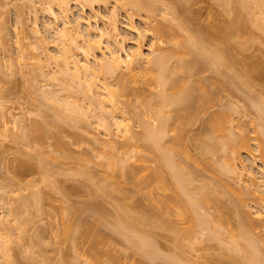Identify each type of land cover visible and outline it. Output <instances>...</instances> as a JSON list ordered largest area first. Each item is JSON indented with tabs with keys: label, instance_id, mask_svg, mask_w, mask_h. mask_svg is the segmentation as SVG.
I'll list each match as a JSON object with an SVG mask.
<instances>
[{
	"label": "rangeland",
	"instance_id": "374dc122",
	"mask_svg": "<svg viewBox=\"0 0 264 264\" xmlns=\"http://www.w3.org/2000/svg\"><path fill=\"white\" fill-rule=\"evenodd\" d=\"M61 1L0 0V227L3 225L0 228V246H2V248L0 247V264H6L9 258L13 264H75L76 261H78L76 262L77 264H87L85 261L90 259L91 256L93 257V255L88 257L92 251L90 249H88L90 252L87 249L84 250L85 246L89 245V240H93V237L90 239V236L92 234L98 235L99 232L101 233L98 236L104 237L105 241V237L108 236L107 241H104L109 246L107 253L102 254L105 251H102L101 254L99 253L100 258L101 255L103 256V262L105 259L108 261L105 260L106 264H174V261L178 264H253L255 262L249 259L250 255L246 254L247 252L242 249L248 248V242L258 248L255 247L257 251L253 250L255 254H258H256L258 258H256L257 262L255 264L258 263V259L261 260L260 263L264 264V200H261V198L264 199V119L262 118L264 115L258 112L261 115L259 117L256 113L257 109L253 108V105L251 106L253 100L258 97L259 90L264 91V78L261 80L258 76L259 79L255 78V76L254 79H251L250 85L252 86L253 84V86L248 85L246 89L243 88L245 86L242 84L243 79L246 77L248 79L251 78V75H255L256 71L259 70V66L264 64V27L260 26L261 14L264 11L261 8H264V6L259 8L261 5L257 7V5L249 2V4L245 3L247 6L245 5L243 8L236 6L238 10L232 7L235 5L231 3L233 0H140L145 4L147 3V6L140 7L142 8L140 9L124 4L123 0L100 1L91 6L89 4L83 5L79 0H69L68 4L64 6L60 4ZM252 5L256 8L254 6L253 8ZM49 6L58 14L57 18L47 12V8H50ZM245 7L248 8L246 9ZM181 8L184 10H182L183 14L180 12ZM175 11L178 19L174 17L176 15L174 14ZM113 16L119 27V45L122 46L121 53L123 56L125 55L124 49L128 53L139 52L140 55L138 61H136L137 63L132 64L134 67L133 77H130L126 70V78L128 81L130 80L127 88L121 90L120 86L117 85L118 79L114 81L117 78L116 76V78L109 77V79L106 77L104 79L112 90H115L116 87L120 88L121 94L116 91V109H112L110 103L105 101L102 102V107L99 110L97 109L98 103L94 102V97L97 95L99 98L105 99L103 91L101 92L103 89H99L101 86L96 87L94 85V88H90L91 91H87L89 88L86 87L89 83H91L92 87L93 80V78H89V75L85 76L86 79L84 77V80L87 81H84V83L83 78L77 80L63 75L59 71V68L63 65V54L61 53L65 55L75 53L78 63H85L86 55L81 50V47L83 48L85 44L82 35L87 26L86 22L89 21L94 26L97 25L108 30ZM246 19L248 22H246ZM180 20L189 26L207 28L206 30L211 32L209 38L213 37L208 42L211 47H213V44H218L220 46L217 47L216 45V47L220 49L222 45V52L225 58L227 55L228 59L226 58V60L229 63L226 61L228 66H223L222 68L224 69L225 67V69L222 70L221 68L220 71L224 73L229 81L227 78L224 81V75H221L223 80L220 78L219 73L221 72L218 75L216 71L215 75V71L201 62L200 58L197 61L198 64L194 63L196 61L192 58L194 57L192 53L190 55L188 50L187 54L185 47L183 46L184 49L182 47V44H184L182 43L184 39L183 41L181 39L184 38L183 31L178 32L180 30L178 28V31H176L177 25L175 24H178ZM244 20H246V24ZM66 21L73 27L70 31V36L72 35L71 38L73 37L71 41L67 37L63 40L60 39L56 32L67 25ZM161 22L171 23V26L172 24L176 26H173L175 29L173 32L176 35L173 34L180 39L178 37L175 39L174 35H172V39L170 35L166 37H170L171 43L167 42L169 39L164 36L160 40L159 35L150 27ZM236 22L237 24L241 23V25L238 26ZM129 25L139 26L140 34L142 35L129 30L127 27ZM193 26L192 28L190 27L192 30L194 29ZM222 28L224 29L222 30ZM140 30L138 29V31ZM175 40L178 41V45L174 44ZM180 40L181 44L179 43ZM154 41L157 43L153 45L152 42ZM97 43L93 49L90 48L91 50H88L91 56L92 53L98 55L102 52L100 47L107 43L106 37L103 38L101 43H98V46H96ZM67 47L71 51L63 52ZM84 47L88 48L86 44ZM167 50L174 53L168 64L175 71L180 69L176 71L177 73L170 74L167 78L168 81L172 79L177 83L179 82L177 84L179 86L176 85L177 88L182 86L180 80L186 82L191 79L192 83H196V81L198 82V80L202 79L199 77H204L205 75L211 77L207 80L213 81L212 90L210 89L212 91H210L212 93H210V96L212 95L213 98L211 97L210 99L207 95L206 99L210 100L204 104L203 109L199 107L201 108V110L199 109L200 111L197 110V112L196 109L194 112L191 111L192 114L194 113V117H192L193 120L190 118V123L184 124V132L179 130L181 128H178L175 121L171 122L170 125L173 124V128L170 125L167 127V135L162 144L163 146H173L172 144H174L173 148L176 147L174 149L176 150L174 152L175 163L182 170L189 173L187 183L189 185L185 189L186 194H181L179 186L172 184L170 178L171 169L169 170L168 166H161L162 164L157 162V152L150 151L147 146L148 143H145L148 141L141 137V133L147 124H156L155 106L157 101L152 100L154 97L152 98L151 96L153 95L151 94H156L155 92L160 90V86L157 84L156 71H154L155 73L153 70L151 71L154 67L151 68L152 64L147 63L143 58L150 57V55L158 52H167ZM60 55H62V58ZM91 56L90 58H92ZM59 59L62 60L59 61ZM176 59H183L187 63H191V60L194 59L193 65L195 64V67L192 65V72L186 74L188 68L182 67L184 71L180 67L177 68ZM183 60L180 61L183 62ZM58 65L59 68H57ZM56 69L59 73L56 72ZM52 72L56 75L54 76ZM188 75L190 76L188 77ZM177 78L180 80L178 81ZM215 78L218 79L216 80V85L214 84ZM225 82L226 84H224ZM221 83L226 87L221 86ZM197 91L196 89V93L194 92L193 94L195 96V104L200 98L206 100L205 95H202L203 93L198 94L199 91ZM97 92L102 94L98 95L99 93ZM255 93L258 94L255 95ZM51 94H54L53 97ZM249 98H251V104L248 101ZM245 103H249L246 105L252 108L249 106L248 108ZM99 105L101 106L100 103ZM171 106L166 108L165 113L174 115L175 110L180 107L175 106L177 107L175 109V107ZM59 112L62 113L59 115ZM101 113L102 116L100 115ZM220 113L228 115V117H223L225 118L223 120L225 122L221 123L223 130L220 129L219 132V129L216 130L217 128L215 127V129L212 124H209L211 123L209 121L214 118V115L217 116ZM62 118L65 119H63V122ZM113 120L122 122V127L126 124L125 128L129 129V132L124 134L122 128L118 129L112 124ZM41 121H43L44 125H42ZM35 122L37 126L41 122L40 126L42 128L49 124V127L47 126L49 129H43L46 130L44 132V134L47 133L46 135L42 131L41 135H43H40V131L35 129L39 128ZM103 124L104 127L102 126ZM107 125L109 126L107 127ZM35 130L38 134H36ZM48 130L49 132H47ZM179 131L184 136L181 137ZM32 132L35 133L33 134ZM139 132L141 136H137ZM176 133H180V138L184 140L180 139L179 142L176 141L175 143L176 139L174 136L177 135ZM224 133H226V136ZM53 135L56 137L55 139ZM72 136H74L73 139L81 138L74 139L73 143ZM244 136L248 138V153H245V150L240 148V141L242 140L241 138H245ZM219 139L220 141L224 140L222 141L223 143L218 141ZM179 143L182 144L180 145ZM220 144L224 145V148ZM224 150L227 151L225 152ZM113 154L116 156L113 157ZM229 155L232 157L230 158ZM112 157L114 159L118 157L124 159L121 160L119 158L121 161L115 159L121 162L122 167L120 164L116 165L118 161H115ZM140 157L144 159L141 160ZM244 159L247 162L243 161L246 163V169L251 171L252 175L244 171V168L241 169L240 164ZM114 164L116 165L115 167ZM230 165L231 167H229ZM110 166L113 167V170L111 169L112 167L109 168ZM222 167H226L224 171L221 170L223 169ZM232 169L234 170L232 171ZM132 170L134 171L133 173L130 172ZM151 170H154L155 177L159 171L162 173L163 181L167 186L166 188H168L164 189V191L158 188V192L155 188L152 190L161 195L163 199L170 202L173 201L171 203L172 206L175 200L173 196L179 197L178 199L176 198L179 203L188 198L198 201L200 197L199 200H202L201 202L203 203L200 202L197 211L203 215V218L204 216L206 218L204 221L205 225L201 224L209 227L205 228L201 224L200 226L197 225L198 222H194L193 216L197 214L193 215L189 212V215L188 211H186L184 216L185 209L183 208L185 206L183 207V204L179 205L178 202L177 204L180 208L181 206L183 207L180 209L183 214H180L177 208L172 206H168V208L160 205V209L164 211L165 215L163 220H161L160 215L157 217L158 211L153 207L150 200V197L154 196L155 192H149L148 186L145 184L139 185L133 181V177H136L139 172V175L146 174L147 178H151V181L157 180L158 183L160 178L156 177L158 179H155L154 177L153 179L152 172V175L150 174ZM217 170L218 172L216 173ZM221 174L225 176L222 177ZM216 176H220L219 179L222 178V180L220 179V181ZM45 180L46 182L48 180L49 183H45ZM134 183L138 184V186ZM104 185L106 187H103ZM152 185L156 184H151L150 186ZM49 186L52 187L49 188ZM105 188H107L108 192ZM110 189H112L111 192L109 191ZM37 190L39 191L37 193L41 194L39 196H42V199L37 197L38 194L33 193ZM44 191H47L48 195H45L47 193ZM205 191L206 194L204 193ZM160 192H163V194ZM176 192H178L179 196H177ZM207 192L213 193L211 195ZM175 193L176 195H173ZM34 195L35 200L33 199ZM43 196L46 198L44 199ZM201 196L205 198H201ZM237 196L240 197L238 198ZM37 198L38 205H34L36 203L34 201ZM204 199L205 201H203ZM28 200L34 201L32 203ZM122 201L124 207H127V213L131 214L133 224V229H131L135 233L139 231L137 237H140L139 235L141 234L145 241L147 240L148 242L149 239L148 243H150L151 239L153 244L145 243L155 250L158 249L161 254H158L157 251L155 252L157 256H160L144 259V254H142L143 256L139 254L141 251H134L135 248L133 249L130 239L126 238L124 240L122 238H125V236L121 234V229L118 227L120 223L117 222L122 217L119 215L122 210H118L120 208L125 209L120 207L121 205L123 206L121 204ZM15 207L19 208L16 209ZM60 208L68 211L62 212ZM15 210H20L21 212ZM62 213H66L64 218H61L63 216ZM68 213L69 215L72 214V216H69ZM116 214L121 217L119 218ZM142 216L144 219L141 218ZM66 217L68 219L72 218L68 220ZM145 218H147V222L144 221ZM139 219L142 221L140 222ZM209 220L211 223H209ZM66 221L74 222H71V231H68L70 239L66 236L67 240L65 235L61 237V234H63L61 230L63 231L62 227ZM61 224L62 226H60ZM75 225L77 228H75ZM59 227L60 229H58ZM72 228L76 230L75 236L79 235L78 230H84L80 234L85 233L88 237L85 235L83 239L87 240L81 239L84 234L79 235L74 240V229ZM4 232L7 236L4 235ZM53 232H55L54 235ZM214 232L218 233L215 235ZM7 237L9 239H6ZM79 239L84 241V243ZM4 240L6 244H2ZM77 241L78 246L76 247L78 249L76 248V252L73 247L77 245ZM238 243L242 245V248H240L241 246ZM2 249L8 254L7 257H3L1 254L3 252L1 251ZM78 250H81V252ZM75 252L76 254H74ZM79 252L81 255H79ZM109 252L113 254V256L111 255V260L104 256H107ZM110 254L108 257H110ZM165 256L170 258L166 259ZM62 257L66 259L64 260ZM92 259L94 261V258ZM150 260L153 262H150ZM67 261L70 262L68 263ZM90 261L92 260L90 259ZM99 261L102 262L101 260ZM99 261L95 264H98ZM87 262L89 263V260ZM103 262L102 264H105Z\"/></svg>",
	"mask_w": 264,
	"mask_h": 264
},
{
	"label": "bare ground",
	"instance_id": "6f19581e",
	"mask_svg": "<svg viewBox=\"0 0 264 264\" xmlns=\"http://www.w3.org/2000/svg\"><path fill=\"white\" fill-rule=\"evenodd\" d=\"M68 1L69 0H62L61 2H60V4L61 5H67L68 4ZM79 1H81L82 2V4L84 5V4H89L90 6L91 5H93L94 3H96V2H100V1H106V0H79ZM124 2V4H128V5H132L133 7L135 6V7H137V8H140V7H145V6H147L144 2H141L140 0H123ZM230 1H232V0H230ZM81 2H79L80 4H81ZM249 2H251V4H254V5H257V7H259L258 5H261L259 8H261V7H263L264 6V0H233V2H231V3H234L235 5H233L232 7L234 8H237V7H239L240 8V6L243 8V6H247V4H245V3H248L249 4ZM250 4V5H251ZM151 5V4H150ZM254 5H252V7L254 6ZM86 6V5H85ZM152 6V5H151ZM237 6V7H236ZM50 7V6H49ZM251 7V8H252ZM255 7V6H254ZM253 7V8H254ZM142 8H140V9H142ZM151 8V7H150ZM246 9L248 8V7H245ZM256 8V7H255ZM154 9V8H153ZM179 9V8H178ZM177 9V10H178ZM238 9V8H237ZM261 9H263L264 10V8H261ZM144 10V9H143ZM147 10V9H146ZM155 10H156V8H155ZM168 11H170L169 9H167ZM175 10V9H174ZM176 10V11H177ZM183 9L181 8V10H180V12H181V14H183V11H182ZM239 10V9H238ZM250 10V9H249ZM151 11H152V9H151ZM157 11V10H156ZM166 11V10H165ZM172 11H173V8H172ZM176 11H175V13L174 14H176L177 15V13H179L178 11H177V13H176ZM252 11V10H251ZM47 12L50 14V15H52L54 18H57L58 17V14L56 13V12H54L53 11V8H47ZM174 12V11H173ZM261 12H262V10H261ZM155 13V12H154ZM262 14L264 15V11L262 12ZM262 14H261V21H260V19H258L259 21H260V26L261 27H264V16L262 17ZM174 16V17H178V15L177 16ZM180 16V15H179ZM182 16V15H181ZM115 17L113 16V20H110L111 21V24H110V27H109V29L107 30V29H104V28H100V27H98L97 25H92L89 21H87L86 22V29H85V31H84V34L83 33H81V34H83L82 36H83V40H84V42H85V44L88 46V48L86 49L84 46H85V44H84V46H83V48L81 47V50L83 51V53L86 55V58H85V63H83V64H80V63H78V61L76 60V58H75V53L73 54H69V55H65L64 53H61V54H63V61H62V63H63V65L59 68V65H58V67L57 68H59V71L63 74V75H65L66 77L68 76V77H71V78H75V79H82L83 78V83H84V77L86 76H88L89 75V78L91 77V78H93V80H94V82H93V80H92V87H91V83H89V85L86 87V88H89V89H87V91H89L90 90V88H94V85H96V87H99V86H101L99 89H103V90H101V92L103 91V94H104V96H105V99H103V98H99L97 95H95V100H94V102H97L96 104H97V109H99L100 110V108L102 107V102H105V101H108L109 103H110V105H111V107H112V109H116L117 108V106L115 105V101H116V95H117V92L119 91V93L121 94V91H120V88H121V90H124L125 88H127V84L129 83V81H128V79L126 78V73L128 72V75H130V77L132 76L133 77V69H134V67L132 66V64L133 63H135L136 61H138V58H139V55H140V53L139 52H133V53H128V52H126L125 51V49H124V53H125V55L123 56V54L121 53V48H122V46H120L119 44V41H120V32H119V27H118V25H117V23H116V21H115V19H114ZM178 19V18H177ZM248 19V18H247ZM246 19V20H247ZM246 20H244V22L246 21ZM249 21H251L250 19H248ZM248 20L246 21V22H248ZM240 21H242V20H240ZM239 21V22H240ZM255 21H257L256 19H255ZM158 22H160L159 20H158ZM246 22H245V24H246ZM253 22V21H252ZM243 23V22H242ZM66 24L67 25H65V26H63L62 27V29L60 28V30H58V28H57V30L58 31H56L57 33H58V36H59V38L60 39H65V37H67V38H69V40L71 41V39H73V37L71 38V36H70V31H71V29L73 28L71 25H69V22H67L66 21ZM236 24H237V22H236ZM235 24V25H236ZM175 25H177V27L176 26H174L173 24H172V26H171V23L169 24V23H157V24H155L154 26H152V27H150L153 31H155L158 35H159V37H160V40H161V38L164 36L165 38H167V39H169V41H167V42H169V43H171L172 42V40L170 41V37L168 38V37H166V36H172V35H174L175 34V32H173V31H175V29L173 28V26L174 27H176V31H178L179 29V31L178 32H182L183 33V35H184V38H181L182 39V41H183V39H184V42H182V43H184V44H182V47L184 46L185 47V49H186V53L188 54V50H189V52H190V55H191V53H192V56H194V57H192V58H194L195 59V61L196 62H194L193 60H191L192 62L191 63H187V61L185 62L183 59H176L177 60V63H176V67L177 68H181L183 71H184V69L182 68V67H185V68H188V71H187V73H186V71H185V73L186 74H190V72H192L191 70L193 69V67H195L194 65H193V62L194 63H196V64H198V59L200 58V61L201 62H203V63H205L208 67L210 66V68H212L211 70H214L215 71V75H216V71H217V74L219 73V72H221V73H219L218 75L220 76V78L222 79V77H221V75H224V73H222V71H220V69L223 67V66H225L226 65V58H227V55H226V58H225V56H224V54H223V52H222V45H221V48L219 49V48H217L218 46H220V45H218V44H216L217 45V47H216V45L215 44H213L212 46L213 47H211L210 45H208V42H210V40L213 38H209L210 36H211V32L210 31H208V30H206L205 28H203V27H197V26H193V30L191 29L192 28V26H189L188 24H185V22H182L181 20H180V22L177 24H175ZM238 26H240L241 25V23H239V24H237ZM231 26V25H230ZM234 26V25H233ZM232 26V27H233ZM259 26V25H258ZM128 28H129V30H131L132 32H135V33H139V35H142V34H140V32H141V30H140V28H139V26H137L138 27V29L140 30V31H138V29H137V27L135 26V25H129V26H127ZM191 27V28H190ZM195 27H196V29H195ZM229 27V26H228ZM231 27V28H232ZM177 28H178V30H177ZM234 28H235V26H234ZM236 28H238V27H236ZM224 28H222V30H223ZM226 29V28H225ZM264 29V28H263ZM56 30V29H55ZM146 30V29H145ZM148 30V29H147ZM220 30V29H219ZM229 30H232V29H229ZM227 31V30H226ZM144 32V31H143ZM210 32V33H209ZM37 33V32H36ZM137 33V34H138ZM174 33V34H173ZM182 33H180V34H182ZM179 34V35H180ZM176 35V34H175ZM175 35H174V38L176 39L178 36H176L175 37ZM178 35V34H177ZM123 36V35H122ZM98 37V38H97ZM106 37V44L102 47H100V49H102V52H100L98 55H94L93 53H92V56L90 55V53H89V51L88 50H91V49H93L94 48V45L98 42H100L101 43V41L103 40V38H105ZM163 37V38H164ZM183 37V36H182ZM125 38V37H124ZM155 38V37H154ZM153 38V39H154ZM179 38V37H178ZM75 39V38H74ZM166 39V40H167ZM172 39H173V36H172ZM180 39V38H179ZM179 39H178V41H179ZM163 40V39H162ZM73 41V40H72ZM159 41V40H158ZM165 41V40H164ZM176 41V40H175ZM178 41H176V42H174V44L175 45H178ZM69 43V42H68ZM71 43V42H70ZM97 43V45L96 46H98L99 44ZM157 42L156 41H154V42H152V44L154 45V44H156ZM180 44H181V40H180V42H179ZM66 44V43H65ZM72 44V43H71ZM74 44H75V42H74ZM211 44V43H210ZM152 45V46H153ZM215 45V46H214ZM76 46H78V45H76ZM71 47V46H70ZM184 47H183V49H184ZM224 47V46H223ZM65 48V47H64ZM85 48V49H84ZM91 48V49H90ZM64 50V49H63ZM66 51L68 52V51H71V50H69V48L67 47L66 48V50H64L63 52H65L66 53ZM122 51H123V49H122ZM151 52H152V50H150ZM154 53V52H153ZM153 53H151V54H153ZM224 53H226V52H224ZM174 53L173 52H171L170 50H167V52H158V53H156V54H154V55H150V57H147V58H143L144 60H146V62L147 63H150V64H152L150 67L152 68V67H154V68H152L151 69V71L153 70V72L154 71H156V77H157V84L160 86V90L157 92H155L156 94H151V95H153V96H151L153 99L152 100H155V101H157V104H156V106H155V108H156V114H155V120H156V124H153V123H149V124H147L145 127H144V130L142 131V133H141V135H140V132H139V134L137 135V136H141L142 138H144V140H147L148 142H145V143H148V147H149V149H150V151L152 150V151H156L157 152V162H159V163H161L160 165L161 166H168V168H169V170L171 169V171H170V175H171V180H172V184H176L177 186H179V189H180V192H181V194H186L185 193V189L186 188H188V186L187 185H189V184H187L188 183V180H189V178H188V176H189V173L187 172V171H185V170H182L181 168H180V166L179 165H177V163H175V159H174V152H176V150H174L175 148H173L174 147V144H172L173 146H163L162 144H163V140H165L164 138H165V136L167 135L166 134V131H167V127L171 124V122L173 123V121H175L176 122V124L178 125V128H181V129H179L180 131H182L184 128H183V126H184V124L185 125H187L186 123H190L191 122V120H190V118L192 119V117H194V113L192 114V112H194V110L196 109V111L197 110H201V108L203 109V106H204V104L205 103H207V101L208 100H210L211 99V97H212V95L210 96V93L212 92L211 90V88H212V86H213V81L212 80H207L210 76H204V77H199V78H202V79H200V80H198V82L196 81V83H192V81H191V79L190 80H188V81H186V82H184V81H181L180 79H178L177 78V80L179 81L180 80V83H181V87H179V88H177L176 87V85L177 84H179V82L177 83L175 80H172L171 79V81H168V77H169V75L170 74H173V73H175L177 70H180V69H177L176 71H175V69H173L172 68V66L171 65H169L168 63H169V61H170V59H171V56L173 55ZM194 54V55H193ZM227 54V53H226ZM197 55H198V58L196 59V57H197ZM90 56L92 57V58H90ZM60 57L62 58V55H60ZM59 57V58H60ZM67 58H69V59H67ZM180 58V57H179ZM228 59V58H227ZM62 59H59V61H61ZM180 60H183V62H184V64H183V62H181ZM58 62V61H57ZM201 62H199V63H201ZM228 63H229V61H227ZM70 63H71V65H70ZM137 63V62H136ZM227 63V64H228ZM192 65H193V67H192ZM202 65H204V64H202ZM174 66V65H173ZM206 66V67H207ZM226 66H228V65H226ZM150 67H149V69H150ZM192 67V68H191ZM260 68H258L259 70L258 71H256V74L255 75H251V78H249L248 79V77H244L245 79H243V81H242V79H241V81H242V84H243V86H245V87H243V88H247V86L249 85V86H251L250 84H251V79H254V77L255 78H257V79H263L264 78V64H263V66H259ZM172 68V69H171ZM209 68V69H210ZM154 69H156V70H154ZM207 69V68H206ZM224 69H225V67H224ZM223 68H222V70H224ZM125 70V71H124ZM126 70H127V72H126ZM187 70V69H186ZM59 71H57V69H56V72H58L59 73ZM195 71V70H194ZM214 71H213V73H214ZM224 72V71H223ZM60 73V74H61ZM177 73V72H176ZM52 74L55 76L56 74H54L53 72H52ZM192 74V73H191ZM212 74V73H211ZM214 75V76H215ZM227 75V74H226ZM117 78H116V77ZM190 75H188V77H189ZM192 76V75H191ZM249 76V75H248ZM259 78H258V77ZM86 77H85V79H86ZM106 77H115L116 79H114V81H116L117 79V85H119L120 86V88H115V90H112L111 88H109L110 86H109V84H107L105 81H104V79L106 78ZM217 77V76H216ZM224 77H225V75H224ZM211 78V77H210ZM226 78L227 77H225L224 79V81H226ZM110 79V78H109ZM101 81L102 80V82H98L97 83V81ZM197 80V79H196ZM214 80V79H213ZM216 80H218L217 78H215V82H214V84L216 83ZM223 80V79H222ZM221 80V81H222ZM227 80H228V78H227ZM82 81V80H81ZM104 81V82H103ZM191 81V82H190ZM229 81V80H228ZM227 81V82H228ZM85 82H87V81H85ZM89 82V81H88ZM195 82V81H194ZM94 83V84H93ZM183 83V84H182ZM186 83V84H185ZM217 83H219V81H217ZM97 84H101V85H98L97 86ZM185 84V85H184ZM194 84H196V86H194ZM220 84V83H219ZM224 84H226V82L224 83ZM216 85V84H215ZM229 85V84H228ZM82 86V85H81ZM90 86V87H89ZM177 86H179V85H177ZM221 86H225V85H223V83H221ZM252 86H253V84H252ZM251 86V87H252ZM226 87V86H225ZM224 87V88H225ZM228 87V86H227ZM68 88H69V86H68ZM82 88V87H81ZM172 88V89H171ZM83 89H85V88H83ZM198 90L197 92H198V94L200 93H203L202 95H205L204 97H205V99H206V97H207V95H208V98L210 97V99H206V100H204V99H201L199 96V100H197V103L195 104L194 103V99H195V96L193 95L194 94V92H195V90ZM211 89V90H210ZM91 91V90H90ZM117 91V92H116ZM211 91V92H210ZM263 90H259V94H258V97H256V99L255 100H253V103L251 104V102L252 101H250V99L251 98H249V100L248 101H250L249 103L251 104V106L254 108H256L257 110V114H258V112H260L261 114H263L264 115V91L262 92ZM70 92H71V90H70ZM100 92V91H99ZM99 92H97V93H99ZM116 92V93H115ZM247 92V91H246ZM118 93V94H119ZM196 93V92H195ZM49 94V93H48ZM100 94H102V93H99L98 95H100ZM212 94V93H211ZM247 94V93H246ZM256 93H255V95H257ZM52 95V97H53V95L54 94H51ZM255 95H254V97H255ZM49 96V95H48ZM47 96V97H48ZM196 96H197V94H196ZM50 97V96H49ZM48 97V99H50L51 100V98H49ZM98 97V98H97ZM202 97V96H201ZM213 98V97H212ZM246 98H247V96H246ZM91 99V98H90ZM89 99V101H91ZM151 100V101H152ZM213 101V100H212ZM211 101V102H212ZM248 101H246V102H248ZM154 102V101H153ZM196 102V101H195ZM209 102V101H208ZM210 102V103H211ZM89 103V102H88ZM99 103L101 104V106L99 105ZM209 103V104H210ZM249 103H245V105L246 104H249ZM90 104V103H89ZM180 104V105H179ZM75 106H76V104H74ZM172 105V106H171ZM207 105V104H206ZM205 105V106H206ZM72 106V105H71ZM74 106V107H75ZM100 106V107H99ZM175 107V106H179L178 108L179 109H177V107H175V109H177V110H175V113H174V115L172 114L171 115V113L170 114H166L165 113V110H166V108L167 107ZM247 106V105H246ZM249 106V105H248ZM247 106V107H248ZM95 107H96V105H95ZM94 107V108H95ZM99 107V108H98ZM199 107H201V108H199ZM207 107V106H206ZM246 107V108H247ZM250 107V106H249ZM248 107V108H249ZM252 107H250V108H252ZM93 108V107H92ZM185 108V109H184ZM186 108H187V110H186ZM198 108V109H197ZM68 110H70L69 108H67ZM67 110V111H68ZM169 110V109H168ZM167 110V111H168ZM182 110H184V111H182ZM199 110V111H200ZM206 110V109H205ZM192 111V112H191ZM196 111H195V114H196ZM228 111V110H227ZM187 112V113H186ZM190 112V113H189ZM198 112V111H197ZM220 112V111H219ZM225 113H226V111H224ZM62 113V112H61ZM60 112H59V115L61 114ZM189 113V114H188ZM214 113V112H213ZM218 113V112H217ZM193 116H192V115ZM227 114V113H226ZM55 115V114H54ZM64 115V114H63ZM99 115V114H98ZM101 116H102V113L100 114ZM191 115V116H190ZM207 115V114H206ZM212 115H214V114H212ZM259 115V114H258ZM101 116H99V117H101ZM190 116V117H189ZM226 115H223L222 113H220V114H217V116L216 115H214V118H212V120L211 121H209V122H211V123H209V124H212L213 125V127L216 129V130H218L219 132H220V129L221 130H223L222 128H221V123H223V122H225V121H223L225 118H223V117H225ZM58 117V116H57ZM98 117V118H99ZM171 117H173V118H171ZM212 117V116H211ZM226 117H228V115L226 116ZM259 117H261V115H259ZM64 118H65V116H64ZM64 118H62L61 120H62V122L65 120ZM67 118H69L68 116H67ZM75 118V117H74ZM73 118V119H74ZM263 119H264V117H262ZM44 119V118H43ZM55 119V118H54ZM64 119V120H63ZM101 119V118H100ZM262 119V120H263ZM42 120V119H41ZM50 120H52V119H50ZM49 120V121H50ZM60 120V121H61ZM76 120V119H75ZM77 120H79V119H77ZM193 120V119H192ZM226 120H227V118H226ZM261 120V121H262ZM59 121V120H58ZM103 121V120H102ZM39 122V121H38ZM42 122V125H44L43 124V121H41ZM41 122H40V124L38 123V126H37V123L35 122V124H36V126L37 127H39V128H35V129H37V130H39L38 132L40 133V135H41V131H42V133L44 134V132L46 131V130H43L44 128L46 129H49L48 127V125L46 124L45 125V127L44 128H42V126H40L41 125ZM53 122V121H52ZM51 122V123H52ZM61 122V123H62ZM69 122V121H68ZM72 122V121H71ZM104 122V121H103ZM102 122V123H103ZM46 123V122H45ZM100 124H101V122H99ZM34 124V123H33ZM66 124H67V121H66ZM74 124V123H73ZM76 124V123H75ZM112 124L115 126V127H117L118 129L119 128H122V131H123V133L124 134H126L127 132H129V129H127V128H125V126H126V124L122 127V122H119V121H115V120H113V122H112ZM53 125V124H52ZM58 125V124H57ZM63 125H65V124H63ZM70 125V124H69ZM173 125V124H172ZM172 125H170L171 127H172ZM211 125V126H212ZM35 126V127H36ZM48 126V127H47ZM66 126V125H65ZM103 127H104V124L102 125ZM105 126H106V124H105ZM109 125H107V127H108ZM225 126V125H224ZM53 127V126H52ZM52 127H50V128H52ZM63 127V126H62ZM71 127V126H70ZM55 128V127H54ZM173 128V127H172ZM171 128V129H172ZM212 128V127H211ZM224 128V127H223ZM53 129V128H52ZM60 129V128H59ZM63 129V128H62ZM74 129V128H73ZM169 129H170V127H169ZM168 129V130H169ZM75 130H77L76 128H75ZM27 131V130H26ZM53 131V130H52ZM55 131V130H54ZM59 131V130H58ZM179 131V132H180ZM214 131V130H213ZM30 132V131H29ZM35 132H36V130H35ZM34 132V133H35ZM47 132H49V130L47 131ZM65 132V131H64ZM73 132V131H72ZM182 132H184V130L182 131ZM182 132H180L181 133V137L182 136H184V134L182 133ZM216 132V131H215ZM33 133V132H32ZM33 133V134H34ZM61 133V132H60ZM75 133V132H74ZM180 133H176L177 135L176 136H174L175 137V143H176V141L177 142H179V140L181 139L180 138ZM221 133H222V131H221ZM36 134H38L37 132H36ZM42 134V135H43ZM47 134V133H46ZM46 134H44V135H46ZM56 134V133H55ZM58 134V133H57ZM71 134H73V133H71ZM76 134V133H75ZM74 134V135H75ZM183 134V135H182ZM217 134H218V132H217ZM41 135V136H42ZM223 135V134H222ZM224 135L226 136V133H224ZM26 136V135H25ZM48 136V135H47ZM58 136H59V134H58ZM71 136V135H70ZM78 136V135H77ZM246 136V135H245ZM244 136V137H245ZM36 137V136H35ZM43 137H46V136H43ZM53 137H54V135H53ZM73 137L74 136H72V139H73ZM75 137H76V135H75ZM83 137V136H82ZM129 137H130V135H129ZM136 137V136H135ZM243 137V136H242ZM39 138V137H38ZM56 137H54V139H55ZM58 138H60V137H58ZM78 138V137H77ZM76 138V139H77ZM81 138V137H80ZM80 138H78V139H80ZM85 138V137H84ZM220 138V137H219ZM41 139V138H40ZM75 139V138H74ZM74 139L72 140L73 141V143H74ZM75 139V140H76ZM168 139V138H167ZM223 139H224V137H223ZM242 140L240 141L241 142V145H240V148H242L243 150H245L244 152L245 153H248L249 152V148H248V138L247 137H245V138H241ZM84 140V139H83ZM182 140V139H181ZM184 140V139H183ZM182 140V141H183ZM224 140H226V139H224ZM224 140H222V141H224ZM72 141H70V142H72ZM218 141H220V139L218 140ZM222 141H220L221 143H223ZM56 142V141H55ZM54 142V143H55ZM65 142V141H64ZM76 142V141H75ZM173 142V141H172ZM67 143V142H66ZM178 144V143H177ZM176 144V145H177ZM180 144V143H179ZM182 144V143H181ZM180 144V145H181ZM226 144L228 145V142L226 141ZM225 143H224V145H226ZM67 145V144H66ZM214 145V144H213ZM222 144H220V146H221ZM224 145H222L221 147H223ZM112 146V145H111ZM146 146V145H145ZM57 147V146H56ZM59 148V147H58ZM147 148V147H146ZM220 148V147H219ZM224 148V147H223ZM60 149V148H59ZM148 149V148H147ZM221 149V148H220ZM242 149H240V150H242ZM225 151V150H224ZM223 151V152H224ZM227 151V150H226ZM225 151V152H226ZM231 152V151H230ZM112 153H114V152H112ZM111 153V154H112ZM232 153H234L233 151H232ZM232 153H231V155H232ZM229 154V153H228ZM128 155V154H127ZM154 155H156L155 153H154ZM176 155V154H175ZM108 156H112V155H108ZM116 156V155H115ZM114 156V154H113V157H115ZM128 156H131V155H128ZM248 156V155H247ZM112 157V158H113ZM229 157H230V155H229ZM232 157V156H231ZM230 157V158H231ZM121 159V157H118V158H115V159H118V160H120ZM122 158H124V157H122ZM129 158V157H128ZM114 159V158H113ZM114 159V160H115ZM140 159L141 160H143L144 158H141L140 157ZM234 159V158H233ZM113 160V161H114ZM118 160H115V161H118ZM121 160H124V159H121ZM120 160V161H121ZM109 161V163H110V159L108 160ZM108 161H106L107 163H108ZM120 161H118V162H116V165L117 164H120V166H121V162ZM246 162V160L244 159V160H242V162H241V169H245L244 171H246L249 175H252V173H251V171H249V170H247L246 168V163H244V162ZM124 162V161H123ZM107 163H105L106 165H108ZM225 163V162H224ZM226 164V163H225ZM228 164V163H227ZM110 165V164H109ZM112 165V164H111ZM115 164H114V167L116 166ZM222 165H223V163H222ZM105 166V165H104ZM113 166V165H112ZM112 166H110L109 168H111ZM179 166V167H178ZM106 167V166H105ZM118 167V166H117ZM122 167V166H121ZM228 167V166H227ZM229 167H231V165L229 166ZM228 167V168H229ZM234 167V166H233ZM109 168H107V169H109ZM183 168V167H182ZM223 169H221V170H223L224 171V169L226 168H224V167H222ZM112 170H113V167L111 168ZM220 169V168H219ZM218 169V170H219ZM230 170H231V168H229ZM116 170V169H115ZM218 170L216 171V173L218 172ZM234 169H232V171H233ZM110 171V170H109ZM222 171V172H223ZM226 171H227V169H226ZM237 171V170H236ZM130 172H134L133 170L132 171H130ZM151 172H152V174H153V179H154V177H155V175H154V170L152 171H150V174H151ZM158 172V171H157ZM229 172V171H228ZM80 173H81V171H80ZM136 173V172H135ZM138 175L135 177L134 175V177L133 176H131V177H133V181L134 182H136V183H138L139 185H141V184H145L146 186H148L149 187V192H152L153 190H154V188H155V190L158 192V190L160 189V190H162V191H164V189H168V188H166L167 186L165 185V183H164V181H163V175H162V173L159 171L158 173H157V176L156 177H158V178H160V179H158V178H156L155 177V179H158L159 181H158V183H157V180L156 181H154V180H152V181H154V182H152L150 179L151 178H149V181H148V178H147V175L146 174H140L139 175V172L137 173ZM151 174V175H152ZM155 174H156V171H155ZM160 174V175H159ZM187 174V175H186ZM224 174V173H223ZM217 175V174H216ZM218 176V175H217ZM216 176V177H217ZM221 176L222 177H224L222 174H221ZM215 177V178H216ZM220 177V176H219ZM219 177H217L218 179H219ZM105 178H107L106 176H105ZM216 178V179H217ZM46 179V178H45ZM108 179V178H107ZM221 180H222V178H220ZM219 179V180H220ZM220 180V181H221ZM50 181V180H49ZM132 181V182H133ZM47 182H48V180H47ZM46 182V180H45V183H47ZM156 182V183H155ZM217 182H218V180H217ZM45 183H44V185H45ZM49 183V182H48ZM136 183H134V184H136ZM51 184V183H50ZM138 184H136L137 186H138ZM151 184H156V185H152V186H150ZM158 184V185H157ZM45 186H47V185H45ZM108 186V185H107ZM52 187V186H51ZM50 186H49V188H51ZM103 187H106V185H104ZM159 188V189H158ZM37 189V188H36ZM36 189H34V190H36ZM46 189H47V187H46ZM45 189V190H46ZM107 188H105V190H106ZM108 189H109V187H108ZM153 189V190H152ZM158 189V190H157ZM42 190V189H41ZM111 190L112 189H110L109 191L111 192ZM189 190V189H188ZM251 190V189H250ZM107 191V190H106ZM167 191V190H166ZM37 192H39L38 190L35 192H33L34 194H38V198H41L42 199V196H39V195H41V194H39V193H37ZM43 192V191H42ZM44 192H46L47 193V191H44ZM108 192V191H107ZM153 192H155V191H153ZM157 192H155V195L154 196H156V198H154V196H151L150 198V200H151V204L153 205V207L155 208V209H157V211H158V214H157V217L160 215V217L162 218L161 220H163V218H164V211H161V209H160V205H162L163 207L165 206V207H171L172 206V202L173 201H169V200H166V199H163V197L161 196V195H159ZM209 192V191H208ZM207 192V193H208ZM238 191H236V193H237ZM157 193V194H156ZM161 193V192H160ZM177 194H178V192H176ZM176 193L175 194H173V195H176ZM205 194H206V191L204 192ZM211 193H213V192H211ZM211 193H208V194H211ZM235 193V194H236ZM107 194V193H106ZM161 194H163V192L161 193ZM237 194H239V192L237 193ZM33 195V194H32ZM45 195H48V193L47 194H45ZM212 195V194H211ZM164 196V195H163ZM165 196H166V194H165ZM177 196H179V194L177 195ZM181 196V195H180ZM204 196V195H203ZM203 196H201V198H205V197H203ZM206 196V195H205ZM33 197V196H32ZM44 197V196H43ZM50 197V196H49ZM168 197V196H167ZM166 197V198H167ZM209 197V196H208ZM208 197H207V199H208ZM238 197V196H237ZM240 197V196H239ZM238 197V198H239ZM38 198H37V200L36 201H34L35 200V195H34V202H36L34 205H38L37 203H38ZM46 197H44V199H45ZM173 198L175 199L174 200V205L172 206V207H174V208H177V211L178 212H180V214H183V212H181V208H183L184 206V208L183 209H185V212H184V216L186 215V211H188V213L189 212H191V214H193V215H195V214H197V215H195V216H193L194 217V222L196 221V222H198V224L197 225H199L200 226V224L202 223V224H204L205 222V216H204V218H203V215H201V214H199L198 213V211H197V207H198V205L200 204V202L202 201V200H199L200 199V197H199V199H198V201L195 199V200H192V198H188L187 200H183L182 202H181V200L179 199V201L181 202V203H179L178 202V198L177 197H175V196H173ZM177 198V199H176ZM209 198H212V197H209ZM49 199V198H48ZM177 200V201H176ZM261 200H264V199H262L261 198ZM28 201H31L32 203H33V201L32 200H28ZM203 201H205V199L203 200ZM176 202V203H175ZM177 202L179 203V205L180 204H183V207L181 206V208H180V206L177 204ZM29 203V202H28ZM201 203H203V202H201ZM40 205H41V203H39ZM121 204H123V206L121 205H119L120 207H122V208H125V209H119L118 211H120V210H122V212L119 214V215H121V216H119L118 214H116V216L118 215V217L120 218L121 217V220H116L118 223H120L119 225H118V227L121 229H119L120 230V232H122L121 234L122 235H124L125 236V238L124 237H122L124 240H126V238L127 239H130V241H131V243H132V245H133V249H134V251L135 250H139V251H136V252H140L141 251V253H139V254H141L140 256H143L142 254H144V259L145 258H154L155 256H157V253L155 252V251H157L158 252V254L160 253L159 252V250L158 249H153V247H151V246H148V244H150V243H152L151 242V239H150V243H148L149 242V239H148V242H147V240L145 241V239L144 238H142L143 236L140 234L139 236L140 237H137L138 236V232H136L137 233V235H136V233H135V231H133L132 229V218H131V214H128L127 213V210H126V208L127 207H124V203H123V201L121 202ZM170 204V205H169ZM20 205V204H19ZM34 205H31V206H34ZM126 205V204H125ZM67 206V205H66ZM70 206V205H69ZM177 206V207H176ZM38 207V206H37ZM64 207V206H63ZM62 207V209H64ZM168 207V208H169ZM16 208V207H15ZM17 208H19V207H17ZM16 208V209H17ZM65 208H67V207H65ZM70 208V207H69ZM179 208V209H178ZM187 208V209H186ZM36 209V208H35ZM61 209V208H60ZM61 209V210H62ZM21 210V209H20ZM20 210H15V211H20ZM41 210V209H40ZM70 210H71V208H70ZM126 210V211H125ZM63 211H66V209L65 210H62V212ZM68 211V210H67ZM66 211V212H67ZM160 211V212H159ZM21 212V211H20ZM71 212V211H70ZM39 213V212H38ZM59 213H60V211H59ZM71 213H73V212H71ZM129 213H130V211H129ZM20 214V213H19ZM63 214V213H62ZM64 214H66V213H64ZM64 214H63V216L61 217V218H64L65 216H64ZM200 216H199V215ZM68 215H69V213H68ZM68 215H66L67 217H69L70 215L72 216V214H70L69 216ZM143 215V214H142ZM189 215H190V213H189ZM75 216V215H74ZM134 216H135V214H134ZM139 216V215H138ZM188 216V215H187ZM66 217V218H67ZM133 217V216H132ZM136 217V216H135ZM144 217H145V215H144ZM148 217V216H147ZM192 217V216H191ZM190 217V218H191ZM193 217H192V219H193ZM60 218V217H59ZM65 218V219H66ZM72 218V217H71ZM71 218H69V219H71ZM74 218V217H73ZM115 218V217H114ZM118 218V219H119ZM137 218V217H136ZM141 218H143V216L141 217ZM140 218V219H141ZM218 218V217H217ZM216 218V219H217ZM68 219V218H67ZM68 219V220H69ZM116 219V218H115ZM140 219H139V221H140ZM144 219V218H143ZM196 219V220H195ZM221 219V218H220ZM219 219V220H220ZM63 221H64V219H62ZM208 220V219H207ZM206 220V221H207ZM60 221H61V219H60ZM120 221V222H119ZM136 221V220H135ZM142 221V220H141ZM140 221V222H141ZM144 221H148L147 220V218H145V220ZM193 221V220H192ZM1 222V221H0ZM71 222H73V221H71ZM71 222H65L64 223V225H63V227H62V229H63V231L61 230V232L63 233V234H61V237L62 236H64L65 235V238H66V236H68L67 238L68 239H70L69 237V233H68V231L70 230L71 231ZM89 222V221H88ZM138 222V221H137ZM149 222H150V220H149ZM74 223V222H73ZM112 223H114V222H112ZM145 223V222H144ZM192 223V222H191ZM209 223H211V221L209 220ZM23 224V223H22ZM62 224H63V222H62ZM62 224L60 225V226H62ZM79 224V223H78ZM82 224H84V223H82ZM89 224V223H88ZM135 224H136V222H135ZM196 224V223H195ZM201 224V225H202ZM208 224V223H207ZM206 224V225H207ZM205 225V224H204ZM204 225H202V226H204ZM2 227H3V225H1ZM73 226V225H72ZM76 226V225H75ZM84 226V225H83ZM137 226V225H136ZM201 226V227H202ZM242 226V225H241ZM2 227H0V228H2ZM22 227V226H21ZM115 227V226H114ZM205 227V226H204ZM207 227H209V226H206L205 228H207ZM244 227V226H243ZM25 228V227H24ZM75 228H77V226L75 227ZM80 228V227H79ZM84 228V230H85V226L83 227ZM88 228V227H87ZM132 228V229H131ZM203 228V227H202ZM210 228H211V225H210ZM241 228V227H240ZM22 229V228H21ZM58 229H60V227L58 228ZM72 229H74V228H72ZM212 229V228H211ZM16 230H17V228H16ZM84 230H78L77 232H79V235H83L82 236V240H85V239H83V237L86 235L85 233H82V234H80V232H82V231H84ZM94 230V229H93ZM135 230V229H134ZM137 230V229H136ZM219 230V229H218ZM1 231V230H0ZM18 231V230H17ZM22 231H24L23 229H22ZM57 231V230H56ZM59 231V230H58ZM69 231V232H70ZM74 232L76 231L75 229L73 230ZM87 231V230H86ZM118 231V230H117ZM214 231V230H213ZM243 231H244V229H243ZM73 232V236L75 237V239H74V237H72V239H74V240H76L77 238L76 237H78V236H75V234H76V232L74 233ZM119 232V233H120ZM242 232V231H241ZM21 233H23V232H21ZM54 233L55 232H53V235H54ZM58 233H60V232H58ZM97 233V232H96ZM101 232H99L98 233V235L100 234ZM215 233V232H214ZM218 233V232H217ZM217 233H215V235L217 234ZM243 233V232H242ZM7 234V233H6ZM19 234V233H18ZM67 234V235H66ZM91 234H92V232H91ZM4 235H5V232H4ZM60 235V234H59ZM94 235V236H93ZM98 235H95V234H92V236H90V239L92 238L93 240L91 241V240H89V245H86L85 247V249L84 250H86L87 249V251H89L88 249H90L92 252H90L91 254L90 255H88V257H90L91 255H93V257L92 258H94V261H93V259L90 257V259L93 261H90V259H88L89 260V263L87 262V261H85V263H87V264H95V263H97V261H99V260H101L102 262H103V256L101 255V258H100V254H101V252L102 251H105V252H102V254L104 253V254H106L107 253V251H108V245L105 243L106 241H107V237L108 236H106L105 237V239H106V241L104 240V237H99ZM102 235V234H101ZM214 235V236H215ZM5 236H7V235H5ZM58 236V235H57ZM87 236V235H86ZM142 236V237H141ZM218 236V235H217ZM2 237L3 238H5L3 235H2ZM88 237V236H87ZM17 238V237H16ZM18 238H23V237H18ZM57 238V237H56ZM67 238H66V240H67ZM80 238V237H79ZM103 238V239H102ZM6 239H9L8 237L6 238ZM5 239V240H6ZM61 239V238H60ZM81 239H79L80 241H82ZM138 239H140V240H138ZM146 239H147V237H146ZM4 240V242L2 241V244H6L5 241ZM19 240V239H18ZM62 240V239H61ZM64 240V239H63ZM87 240V239H86ZM85 240V241H86ZM251 240V239H250ZM20 241V240H19ZM105 241V242H104ZM109 241V240H108ZM72 242V241H71ZM83 243H84V241H82ZM90 242H91V244H90ZM111 242V241H110ZM145 242H147L148 244H146ZM236 242V241H235ZM75 243V242H74ZM249 243V244H248ZM247 243V247L248 248H242V245H240L239 243V245L241 246L240 248H242V249H244L245 250V252H247L246 254H248V255H250V258L249 259H251V260H253V262H257V260H256V258H258L257 257V255L255 254V252L253 251V250H256L255 249V247H256V245L255 246H253L252 245V243L251 242H248ZM251 243V244H250ZM76 244L77 245H74V250L77 252V247L76 246H78V241L76 242ZM80 244H82V243H80ZM80 244H79V248L81 247L80 246ZM111 244V243H110ZM153 244V243H152ZM237 244V245H238ZM254 244V243H253ZM151 245V244H150ZM234 245H235V243H234ZM236 245V246H237ZM72 246H73V244H72ZM84 246V245H83ZM89 246V248H87ZM246 246V245H245ZM251 246V247H250ZM1 248H2V246H0ZM0 248V249H1ZM77 248V249H76ZM84 248V247H83ZM157 248V247H156ZM252 248V249H251ZM254 248V249H253ZM257 248V247H256ZM81 249V248H80ZM110 249V248H109ZM131 249V248H130ZM248 249V250H247ZM258 249V248H257ZM243 250V251H244ZM250 250V251H249ZM1 251H3L1 254L3 255V257H7L8 256V254L6 253V252H4V249H2ZM78 251H80L81 252V250H78ZM110 251V250H109ZM112 251V250H111ZM252 251V252H251ZM257 251V250H256ZM76 252L74 253V254H76ZM79 252V253H80ZM135 252V253H136ZM86 253H88V252H86ZM100 253V254H99ZM89 254V253H88ZM109 254H110V252H109ZM109 254H107V256L106 255H104L106 258H110L109 260H111V255L113 256V254H110V257H108V255ZM138 254V253H137ZM137 254H135V255H137ZM161 254V253H160ZM4 255H6V256H4ZM79 255H81V253L79 254ZM84 255V254H83ZM87 255V254H86ZM255 255V256H254ZM139 256V255H138ZM158 256H160V255H158ZM157 256V257H158ZM9 257H10V254H9ZM65 257V256H64ZM76 257V256H75ZM80 257V256H79ZM84 257V256H83ZM83 257H81V258H83ZM166 257V259H169L170 257L169 256H165ZM164 257V258H165ZM168 257V258H167ZM63 258V257H62ZM84 258H87V257H84ZM100 258V259H99ZM143 258V257H142ZM156 258V257H155ZM159 258H161V257H159ZM173 258V257H172ZM64 259V258H63ZM66 259V258H65ZM64 259V260H65ZM77 259H78V257H77ZM105 259V258H104ZM115 259V258H114ZM177 259V258H176ZM182 259V258H181ZM9 260V261H8ZM7 261L8 262H6V264H13V263H11V261H10V258L8 259ZM106 260V259H105ZM105 260H104V262L103 263H105ZM153 260V259H152ZM173 260H175L174 258H173ZM251 260H250V262H251ZM259 261H258V263H260L261 262V260L260 259H258ZM61 261V260H60ZM71 261V260H70ZM70 261H67L68 263L70 262ZM82 261H84L83 259H82ZM107 261V260H106ZM134 261V260H133ZM156 261V260H155ZM177 261L178 262H180V260L179 259H177ZM14 262V261H13ZM76 262H78V261H76ZM75 262V264H77ZM102 262H98V264L100 263V264H102ZM108 262V261H107ZM138 262H140V261H138ZM143 262V261H142ZM144 262H145V260H144ZM143 262V263H144ZM149 262V261H148ZM150 262H153V261H151L150 260ZM182 262V261H181ZM253 262H251V263H253ZM63 263H64V261H63ZM71 263H73V262H71ZM84 263V262H83ZM171 263H173V262H171ZM183 263V262H182ZM255 263H253V264H255ZM257 263V264H258ZM74 264V263H73ZM106 264V263H105ZM134 264V263H133ZM141 264V263H140ZM149 264V263H148ZM154 264V263H153ZM156 264V263H155ZM174 264H178L176 261H174ZM260 264H262V263H260Z\"/></svg>",
	"mask_w": 264,
	"mask_h": 264
}]
</instances>
